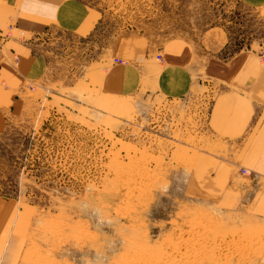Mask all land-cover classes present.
<instances>
[{
  "label": "rangeland",
  "instance_id": "obj_1",
  "mask_svg": "<svg viewBox=\"0 0 264 264\" xmlns=\"http://www.w3.org/2000/svg\"><path fill=\"white\" fill-rule=\"evenodd\" d=\"M81 1L97 13L85 38L52 26L32 37L7 21V35L31 41L45 60L0 133V264H255L264 247L255 227L189 183L197 150L209 144L207 100L117 97L86 66L127 32L158 42L222 27L221 56L260 53L264 9L240 0Z\"/></svg>",
  "mask_w": 264,
  "mask_h": 264
},
{
  "label": "crops",
  "instance_id": "obj_2",
  "mask_svg": "<svg viewBox=\"0 0 264 264\" xmlns=\"http://www.w3.org/2000/svg\"><path fill=\"white\" fill-rule=\"evenodd\" d=\"M240 1L264 9V0ZM9 18L32 37L52 26L53 32L85 38L97 13L81 0H0V133L44 73V54L33 52L31 41L7 35ZM228 46L222 27L158 42L127 32L86 67L102 76L101 91L117 97L205 98L210 139L197 150L189 183L229 210L222 213L238 215L239 225L255 227L264 243V61L252 47L221 56ZM59 77L57 84L64 81ZM255 264H264V247Z\"/></svg>",
  "mask_w": 264,
  "mask_h": 264
},
{
  "label": "clouds",
  "instance_id": "obj_3",
  "mask_svg": "<svg viewBox=\"0 0 264 264\" xmlns=\"http://www.w3.org/2000/svg\"><path fill=\"white\" fill-rule=\"evenodd\" d=\"M160 191H161L162 194H166L167 193V186H163ZM82 206H83L82 204L77 205L78 208L82 207ZM99 251L103 253L104 250H103V248H101ZM81 264H91V258L83 257L82 260H81ZM97 264H103V261L102 260H98Z\"/></svg>",
  "mask_w": 264,
  "mask_h": 264
},
{
  "label": "built area",
  "instance_id": "obj_4",
  "mask_svg": "<svg viewBox=\"0 0 264 264\" xmlns=\"http://www.w3.org/2000/svg\"><path fill=\"white\" fill-rule=\"evenodd\" d=\"M259 56L261 57V60L264 61V51H261V52L259 53ZM120 61H122V60H120ZM241 173L245 174V173H248V172H247L246 169H242V170H241Z\"/></svg>",
  "mask_w": 264,
  "mask_h": 264
}]
</instances>
